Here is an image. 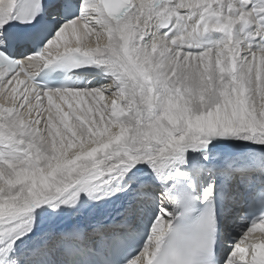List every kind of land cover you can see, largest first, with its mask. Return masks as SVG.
I'll list each match as a JSON object with an SVG mask.
<instances>
[{"label":"snow or ice","instance_id":"snow-or-ice-1","mask_svg":"<svg viewBox=\"0 0 264 264\" xmlns=\"http://www.w3.org/2000/svg\"><path fill=\"white\" fill-rule=\"evenodd\" d=\"M0 264H264V0H0Z\"/></svg>","mask_w":264,"mask_h":264}]
</instances>
